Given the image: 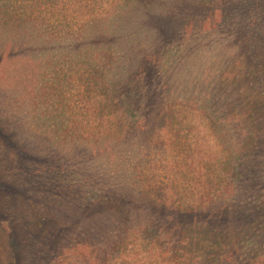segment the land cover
I'll list each match as a JSON object with an SVG mask.
<instances>
[{
	"label": "trees",
	"instance_id": "trees-1",
	"mask_svg": "<svg viewBox=\"0 0 264 264\" xmlns=\"http://www.w3.org/2000/svg\"><path fill=\"white\" fill-rule=\"evenodd\" d=\"M60 1L0 0V63L7 54L8 59L24 62L29 69L35 65L34 90L27 81L28 68L26 78L20 74L17 83L9 78L7 87L0 85V264H25L26 255H33L31 264L44 261L42 256L34 259V255L47 256V261L51 260L48 263L137 264L136 258L125 255L129 240L139 236L148 241L158 239L165 220H172L182 235L188 229L187 218L194 214L207 215L204 217L210 222L211 215L219 222L225 219L223 215L217 217L212 210L205 211L204 205L172 206L173 202L169 203V198L160 195L149 182L152 177L146 176L157 166L155 145L150 141H154L157 124H169L172 108L191 109L196 115L206 117L213 129L223 120L225 126L234 121L231 118L234 107L229 103L224 108L218 106L222 99L197 95L194 91L189 95L185 88L179 90L176 83L165 84L159 79L166 72L162 60L168 61L171 56L183 58L179 56V47L171 44L183 39L179 20L200 18L211 0H204L203 9L177 0L175 15L168 13L171 10L161 15L157 11L149 14L143 6L149 0H112L104 16L90 15L79 23H75V17L67 10L68 1L61 4ZM91 2L85 1L83 7L89 8ZM250 2L224 0L225 9L221 10L222 19L231 21L233 36L238 32L242 44H251V37L257 35L246 29L248 26L242 19ZM192 7L194 10L187 17L182 15L184 8ZM139 8L146 21L142 16L136 17L131 25ZM41 9L45 12L42 16ZM56 15L60 17L54 18ZM236 20L241 22L236 25ZM259 21L252 24L253 31L257 30ZM193 49L191 45L190 52ZM158 62L163 69L162 66L161 70L156 69ZM48 66L72 71L63 80L66 85L60 84L61 71H54V77L48 79ZM73 82L83 87L82 91L74 101L69 97L64 99V90ZM71 103L75 104L73 108ZM215 110L225 113V119L218 121L219 117L213 115ZM88 114L91 119L87 118ZM237 126L241 133L238 136L244 137L248 131L241 121ZM222 134L220 142L224 148L228 136L226 132ZM106 141L112 147L109 158L120 163L112 165L104 178L103 175L90 178L89 160L76 159L93 146L103 150ZM190 149L184 141L180 154L185 152V159L199 155L196 161L200 168L212 160V152L202 141ZM64 151L69 152L67 159ZM228 158L221 168L227 178L218 175L213 183L223 189L216 196L224 194L232 199L234 194L240 195L247 180L227 182L229 174L239 170ZM185 159L182 161L188 163ZM45 160L51 161L52 167L44 173L38 164ZM58 168L60 171L55 174ZM110 178L115 179L113 183L104 186ZM67 191L71 194L67 195ZM61 196H65L62 202L67 205L60 211L66 239L58 243L56 238L58 247H49L46 244H50L51 218L46 221L42 200L51 197L58 202ZM214 196L209 194L206 198L209 202L203 200L201 204L212 202ZM93 206L105 208L106 213L100 210L85 218ZM83 219L87 223L83 224ZM63 229H58L56 234L62 230L61 236ZM224 231H220L222 236ZM217 238L211 247L220 244ZM209 250L212 254L215 249ZM169 262L192 264L184 255H171Z\"/></svg>",
	"mask_w": 264,
	"mask_h": 264
},
{
	"label": "rangeland",
	"instance_id": "rangeland-1",
	"mask_svg": "<svg viewBox=\"0 0 264 264\" xmlns=\"http://www.w3.org/2000/svg\"><path fill=\"white\" fill-rule=\"evenodd\" d=\"M65 1H68L66 4L67 10L75 17L73 20L75 23H79L80 20L83 21L84 18L90 15L104 16L112 0H95V3L91 2L94 0H61L60 4ZM85 1L91 2L90 9L83 7L85 6ZM244 1L245 3L251 1V6L247 12L242 14V19L246 21L247 30L251 29V33H257V35H253L254 38L250 36L251 44L256 43L254 48H252L251 44H242V38L237 37L238 32L233 36L234 32L232 33V28L230 27L231 21L222 19L221 10L225 9L224 0H211L210 5H207V8L203 10L202 18L193 17L190 20H179L178 24L182 22L180 24L182 27L179 26V30L183 33V39L179 43L171 44L179 47L181 51L179 56L183 58L180 60L171 56L168 61L162 60L161 62H164L166 72L159 77L165 84L176 83L175 85L179 90L185 88L189 95L194 91V93H198L197 95L214 96L216 100L220 98L222 102L218 106L223 108L225 104L229 103L231 108L234 107L231 112V118L234 119L233 123L231 125L228 123L225 126L224 123L226 121L223 120L225 119V113L220 112L219 114L216 111L218 106L215 110L216 114L213 113V115L216 118L219 117L218 121H223L221 123L218 122L214 129L208 126L206 117L196 115L191 109L185 111L175 107L172 108L169 112V124L167 126L166 124H157L154 141H150L155 145L156 155L154 158L157 166L152 169V174L150 172L146 173L147 177H152L149 182L157 187L158 193L166 195L165 198H169V203L173 202L172 206L178 204L204 205L205 211L212 210L217 217L223 215L225 219L219 222L218 220H213L211 215L212 222H210L208 218L204 217L207 215L194 214L190 219L187 218L186 228L188 229L182 235L179 229H175V224H173L172 220H165V225L162 226L160 234L157 236L158 239L155 238V240L148 241L143 240L139 236L136 239L132 238L129 240L130 245L125 255L136 258L137 261L135 263L137 264H171L169 262L171 255H184L192 264H264V0ZM175 2L177 3V0H149L145 1L143 6L146 7V10L151 15L156 11L161 15V13H166L169 10L171 11L168 13L175 15V10L177 9V6L174 5ZM182 3L186 5L193 3L197 9L206 7L204 0H184ZM80 6L81 8H79ZM40 7L45 9L42 4ZM194 7L184 8L181 11L182 15L187 17V14L193 11ZM42 9L39 12L41 16L45 13L41 12ZM74 9L78 10V12H74ZM139 9L135 10V18L132 17L131 25L135 23L136 17L142 16V20L146 21L144 14H141L142 11ZM234 12L235 10L233 15ZM56 17L60 16L56 15L54 18ZM140 21L141 19H139ZM257 21H259V25H256L257 27L255 28L261 33L256 32L257 30L253 31L252 24ZM240 22V20L235 21L236 25ZM119 23V29L122 30V21ZM124 26L127 27L128 23ZM241 31L243 30L241 29ZM191 45L194 49L190 52ZM125 60L129 63L128 59ZM156 64L158 66L156 69L161 70L160 66L163 69V65L160 62ZM48 67V79L54 77V71H61V85L64 84L63 80L67 75L72 74V71L66 68L63 69V67ZM34 68L35 65L32 66V69H29V66L27 67L24 62L8 59L6 54L0 63V85L7 87L9 78L13 79L14 83H17L19 81L17 78L20 77V74L26 78L25 70L27 69L29 71L27 81L29 87L31 86V89H33ZM172 71L174 72L173 75ZM82 89L83 87L73 82L68 89L64 90V99L68 100L69 97V99L74 101V97ZM157 101L158 99L155 103ZM73 105L75 104H72V108ZM89 116L90 114H88L87 118ZM239 120L246 128V131H248V133L243 135L244 137L238 136V134H241L237 131ZM178 128H181V130L179 131ZM222 132H226L228 136L227 142H225L226 145H224L225 149L220 142L223 139ZM217 134H219L218 139ZM197 136L201 138L199 139ZM184 141L189 143L191 149L194 148L196 142L202 141L212 152L210 154L212 156L210 163L203 166L202 169L200 168V163L196 161L199 155L196 157L188 156L187 158L189 159H185V152L182 153L181 151L180 154V148ZM202 146L204 147V145ZM111 148V145L106 141L103 150L93 146L90 150H86L85 153L82 151L84 154L79 155L76 160L78 162L89 160L91 167L89 171L90 178L97 179L102 177V175L104 178V175L108 174L112 165L115 166L120 163L112 157V160L109 158ZM230 154H232V160L228 158ZM68 155L69 152L64 151L63 156L66 157L65 159L68 158ZM207 155L209 156V154ZM182 158L188 163L190 162L191 166L183 162ZM226 158L232 164L235 163L237 169H239L229 174L227 182L247 180L243 188H241L240 195L234 194L232 199L227 198L224 194L216 196L223 189H218L213 183L218 175L222 177L225 175L221 168L223 167L222 164L226 163ZM48 161L45 160L38 164V167L44 169V173L52 167L51 161ZM214 162L216 163L212 164ZM31 164L35 167L34 162ZM56 170L54 171L56 172L55 174L60 171L59 168ZM182 173L186 175L185 178ZM46 174L50 177L55 176V174ZM113 180L115 179H108L104 186H107L108 183L110 185ZM70 194L67 191V195ZM209 194L215 195L213 201L206 205L205 202L201 204ZM63 200H65V196H61L58 202L53 201L51 197H45L42 200L45 203L43 208L47 217L46 221L51 218L50 244H46L49 247H58L56 245L66 239V231L61 226L63 219L60 214V211L63 210L61 208L67 207L62 202ZM206 202L209 201L206 200ZM74 209L75 206L70 208V211ZM100 210L106 213L105 208L101 207L100 209V207L93 206V209L84 217L87 218ZM84 223H87V221L83 219ZM58 229H63L61 236L59 235L62 230L59 235L56 234ZM222 230H226L223 236L220 234V231L223 232ZM56 238L58 239L57 244ZM214 238L221 241L215 248L210 246L215 240ZM209 248L215 249L214 251L212 250V254L211 252L208 253L207 250ZM34 256V259L42 256L44 260L36 264H63L61 261L48 263L51 260L48 259L47 261V256L45 255ZM31 257L33 255H26L25 264H31L30 261L33 260ZM131 261L134 262V260ZM64 264L67 263L64 262Z\"/></svg>",
	"mask_w": 264,
	"mask_h": 264
}]
</instances>
